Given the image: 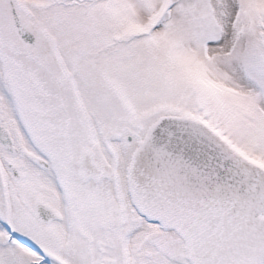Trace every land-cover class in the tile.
I'll list each match as a JSON object with an SVG mask.
<instances>
[{
  "label": "snow or ice",
  "instance_id": "1",
  "mask_svg": "<svg viewBox=\"0 0 264 264\" xmlns=\"http://www.w3.org/2000/svg\"><path fill=\"white\" fill-rule=\"evenodd\" d=\"M0 264H264V0H0Z\"/></svg>",
  "mask_w": 264,
  "mask_h": 264
}]
</instances>
